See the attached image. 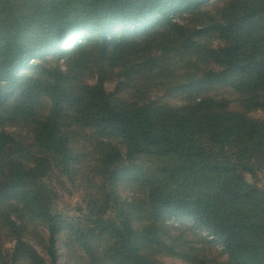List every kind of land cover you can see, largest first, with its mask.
<instances>
[{
    "label": "trees",
    "instance_id": "1",
    "mask_svg": "<svg viewBox=\"0 0 264 264\" xmlns=\"http://www.w3.org/2000/svg\"><path fill=\"white\" fill-rule=\"evenodd\" d=\"M257 111L264 0H0V264H264Z\"/></svg>",
    "mask_w": 264,
    "mask_h": 264
},
{
    "label": "rangeland",
    "instance_id": "2",
    "mask_svg": "<svg viewBox=\"0 0 264 264\" xmlns=\"http://www.w3.org/2000/svg\"><path fill=\"white\" fill-rule=\"evenodd\" d=\"M220 2V1H219ZM219 2H217L219 4ZM217 4V5H218ZM221 5V4H220ZM65 61H59L62 66V69H65ZM90 83L93 82L92 78L87 79ZM117 81L107 82L105 87L109 90L113 89L116 85ZM155 97H162L164 101L168 102L172 106L181 105L184 102V99L181 98L180 95L176 94V92L169 91V90H159L153 94ZM129 102L134 100L133 94L129 93L127 96ZM254 118H264V113L262 111H257L251 114ZM258 176H257V185L259 188H264V170L261 166V163L258 159H255ZM245 179L247 182L252 183V178L249 175H245ZM51 185L53 190L56 192V201L54 211L56 213L74 216L77 215V210L80 207V200L79 197L74 194L71 189L70 184L64 178H55L51 181ZM178 222H184L185 225L190 226L192 225L190 222L179 220ZM169 223H172L169 221ZM13 244H8V248H12ZM36 250L43 256L41 249L37 246ZM57 253H58V264H69L66 258L67 252L64 250L63 246L60 242L57 243ZM160 261L163 264H188L179 259L172 258V257H160Z\"/></svg>",
    "mask_w": 264,
    "mask_h": 264
}]
</instances>
